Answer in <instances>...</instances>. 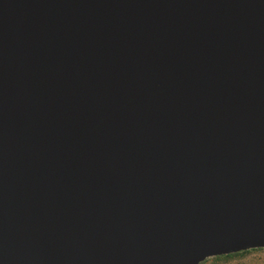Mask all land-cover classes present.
Segmentation results:
<instances>
[{
    "label": "water",
    "instance_id": "obj_1",
    "mask_svg": "<svg viewBox=\"0 0 264 264\" xmlns=\"http://www.w3.org/2000/svg\"><path fill=\"white\" fill-rule=\"evenodd\" d=\"M257 249L264 0H0V264Z\"/></svg>",
    "mask_w": 264,
    "mask_h": 264
},
{
    "label": "rangeland",
    "instance_id": "obj_2",
    "mask_svg": "<svg viewBox=\"0 0 264 264\" xmlns=\"http://www.w3.org/2000/svg\"><path fill=\"white\" fill-rule=\"evenodd\" d=\"M202 264H264V249L251 250L249 253L237 257L212 258Z\"/></svg>",
    "mask_w": 264,
    "mask_h": 264
},
{
    "label": "trees",
    "instance_id": "obj_3",
    "mask_svg": "<svg viewBox=\"0 0 264 264\" xmlns=\"http://www.w3.org/2000/svg\"><path fill=\"white\" fill-rule=\"evenodd\" d=\"M246 253H249V251H247V252H243V253H239V254H234V255L224 256V257H218V258H216V259L237 257V256H240V255H244V254H246Z\"/></svg>",
    "mask_w": 264,
    "mask_h": 264
}]
</instances>
